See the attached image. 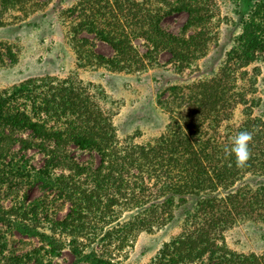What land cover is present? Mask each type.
I'll use <instances>...</instances> for the list:
<instances>
[{
    "label": "trees",
    "instance_id": "1",
    "mask_svg": "<svg viewBox=\"0 0 264 264\" xmlns=\"http://www.w3.org/2000/svg\"><path fill=\"white\" fill-rule=\"evenodd\" d=\"M23 1L1 0L4 8ZM85 3L88 14L81 10L72 34L95 33L115 54L107 58L79 44L77 58L118 71L144 66L126 30H116L124 28L119 15L103 26L108 17L100 14L99 3ZM152 17L148 15L147 25L153 50H168L180 65L202 56L205 44L194 34H165ZM252 45L264 49V39H253ZM237 58L249 57L237 52ZM217 84L215 78L200 85L196 97L188 90L182 97L186 101L168 108L166 129L152 144L124 148L117 146L115 130L97 102L70 82L28 78L0 95V264H51L64 248L90 264H118L116 254L138 232L181 219V234L164 244L150 264H264V254H239L224 242L223 232L238 217L264 220V179L248 198L240 184L248 172L264 177V142L249 128L241 129L255 135L249 142L250 159L237 167L229 154L231 142L209 137V130H216L212 122L217 113L226 112ZM21 99L31 101V108L19 104ZM160 104L166 108V102ZM24 131L30 136L19 135ZM68 144L94 152L97 163L75 161L65 149ZM29 148L43 155L39 166L28 160ZM34 183L41 186V195L26 203L24 189ZM4 195L13 199L11 205L3 204ZM62 202L69 203V210L55 218ZM123 211L129 214L120 222ZM13 231L36 237L39 245L11 248Z\"/></svg>",
    "mask_w": 264,
    "mask_h": 264
},
{
    "label": "rangeland",
    "instance_id": "2",
    "mask_svg": "<svg viewBox=\"0 0 264 264\" xmlns=\"http://www.w3.org/2000/svg\"><path fill=\"white\" fill-rule=\"evenodd\" d=\"M85 1L27 0L6 9L0 0L3 24L0 25V95L28 78H47L53 84L70 82L97 102L115 130L117 146L124 148L129 144H152L166 129L168 108L186 101L182 97L188 90L196 97L200 85L216 78L224 94L220 104L226 112L217 113L218 119L212 122L216 130H209V137L230 144L241 129L249 128L264 142V49L252 45L253 39L255 42L264 39V0H96L100 14L108 17L105 21L101 19L103 26L111 22L110 16L118 14L121 26L126 29L119 26L116 30H126L145 64L131 71L112 70L91 59L77 58L79 44H84V50L91 47L107 58L115 54L112 46L95 33L84 30L72 34L81 10L88 14ZM76 7L80 8L72 9ZM150 14L165 34L184 37L194 34L205 44L202 56L180 65L168 50H153L147 25ZM136 24L139 27L132 26ZM155 39L161 42L163 38L155 36ZM237 52L249 58L241 60ZM161 101L166 102V108L161 106ZM18 103L31 108L32 102L21 99ZM29 133L24 131L19 135L29 137ZM65 149L77 162L98 161L94 152L73 144ZM26 153L30 163L40 165L43 159L40 151L29 148ZM244 178L240 184L248 198L264 177L248 172ZM24 192L22 199L28 203L41 195L42 188L34 183ZM8 196L4 195L5 206L13 201ZM68 210L69 203L62 202L55 218H62ZM128 214L121 212L119 221H124ZM181 220L151 232H138L116 254L117 263L150 264L164 244L181 234ZM223 238L227 248L236 253L264 254V220L240 216L227 226ZM8 245L17 250L32 249L39 245V240L13 231ZM51 264L90 263L78 260L64 248Z\"/></svg>",
    "mask_w": 264,
    "mask_h": 264
},
{
    "label": "clouds",
    "instance_id": "3",
    "mask_svg": "<svg viewBox=\"0 0 264 264\" xmlns=\"http://www.w3.org/2000/svg\"><path fill=\"white\" fill-rule=\"evenodd\" d=\"M251 139V134L247 131H241L232 137L229 154L234 157V162L237 167H244L250 159L249 142Z\"/></svg>",
    "mask_w": 264,
    "mask_h": 264
}]
</instances>
